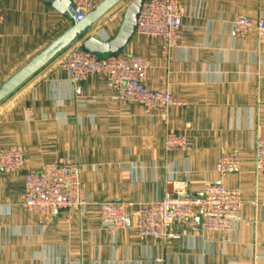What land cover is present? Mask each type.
<instances>
[{
	"label": "crops",
	"instance_id": "obj_1",
	"mask_svg": "<svg viewBox=\"0 0 264 264\" xmlns=\"http://www.w3.org/2000/svg\"><path fill=\"white\" fill-rule=\"evenodd\" d=\"M131 1L87 37L113 38ZM0 9V84L74 23L44 0H1ZM178 10L182 35L167 55L160 36L137 32L123 52L146 59L150 89L183 104L147 109L114 99L102 72L85 77L77 94L53 66L63 51L0 103V150L26 157L21 172L0 169V264H264V174L254 167V143L264 136V40L230 26L238 17L264 20V0H178ZM168 132L191 148L168 150ZM231 152L241 164L221 177L216 164ZM57 159L81 166L87 204L28 207L25 174ZM175 180L191 195L220 180L240 192V219L228 235L202 228L198 211L166 239L139 233L137 208L123 228L102 221L101 202L160 199Z\"/></svg>",
	"mask_w": 264,
	"mask_h": 264
},
{
	"label": "built area",
	"instance_id": "obj_2",
	"mask_svg": "<svg viewBox=\"0 0 264 264\" xmlns=\"http://www.w3.org/2000/svg\"><path fill=\"white\" fill-rule=\"evenodd\" d=\"M76 20H82L100 0H72ZM129 5V3H128ZM127 5V6H128ZM2 12L0 9V25ZM234 35H245L250 30L258 32L264 40V20L254 21L238 17L230 22ZM182 18L178 0H146L143 3L137 24V33L157 35L163 40V54L167 55L182 35ZM64 70L74 90L80 94V82L90 74L102 72L109 76V89L114 99L143 105L147 109H161L168 105H180L183 101L174 97L167 89H150L146 84L147 61L137 54L121 52L102 58L86 51L81 43L66 48L55 60ZM168 150H189L191 144L178 133L168 132L165 137ZM254 167L257 174H264V136L254 143ZM26 157L22 150L8 148L0 150V169L11 172L24 170ZM241 164L237 152L219 159L216 170L221 177ZM27 199L25 205L38 211L70 210L84 207L87 199L83 193L81 166L66 159L49 162L38 172L26 173ZM164 196L148 202L103 201L99 204L101 219L115 229L126 226L131 211L137 208L136 227L141 235L166 239L174 235L173 226L190 217L196 211L201 216V227L220 230L229 234L234 221L240 219L243 205L240 192L226 187L222 181L209 183L200 194L191 195L186 184L171 181Z\"/></svg>",
	"mask_w": 264,
	"mask_h": 264
},
{
	"label": "water",
	"instance_id": "obj_3",
	"mask_svg": "<svg viewBox=\"0 0 264 264\" xmlns=\"http://www.w3.org/2000/svg\"><path fill=\"white\" fill-rule=\"evenodd\" d=\"M44 1L52 3L61 12L72 17L74 23L0 84V103L44 65L78 40H83L81 43L83 49L97 57L105 58L123 52L136 33L138 18L146 0H132L129 3L116 34L107 40H102L98 35L89 37L87 35L104 15L124 0H102L82 20H76L72 0Z\"/></svg>",
	"mask_w": 264,
	"mask_h": 264
},
{
	"label": "rangeland",
	"instance_id": "obj_4",
	"mask_svg": "<svg viewBox=\"0 0 264 264\" xmlns=\"http://www.w3.org/2000/svg\"><path fill=\"white\" fill-rule=\"evenodd\" d=\"M57 65H58V63L57 64L53 63V66H57Z\"/></svg>",
	"mask_w": 264,
	"mask_h": 264
}]
</instances>
